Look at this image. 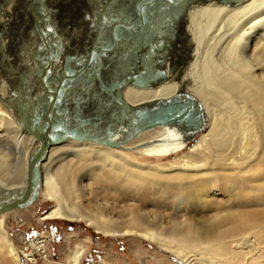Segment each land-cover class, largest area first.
I'll list each match as a JSON object with an SVG mask.
<instances>
[{"label": "bare ground", "instance_id": "obj_1", "mask_svg": "<svg viewBox=\"0 0 264 264\" xmlns=\"http://www.w3.org/2000/svg\"><path fill=\"white\" fill-rule=\"evenodd\" d=\"M195 2L191 0L185 2L182 7L175 8L171 12L164 7L157 9L154 11L155 14L159 11L157 16L154 15L155 21L145 30L151 31L157 26L159 16L162 20L167 18L166 22L172 20L175 30L170 36L171 39L174 36H178L179 40L185 38L188 46L195 44L194 50L187 53L184 51L183 56L177 57L179 59L177 63L175 58H164L165 60L158 63L157 74L154 75V72H143L138 68V56L145 42L144 34L139 38L143 39V42H139L141 48L137 47L135 36L131 37L125 46L128 52L125 55L136 58L135 62L138 65L135 67V62L132 60V67L128 71L139 78L149 77L152 83L158 81L161 75L165 80L159 85L143 88L126 85L120 91V99L130 111L172 99L188 97L196 100L205 122V128L203 127L205 130L182 156V166L168 167L162 171L151 166L132 165L124 157V152L144 148L145 153L155 156L172 155L182 150L191 141L190 135L193 133L179 127L153 129L157 138L131 147H127V143L123 145V149H114L87 141L67 140L59 145L61 147L51 148L46 157L50 160V164L44 169V176L41 177L40 192L45 200L53 201L55 205L41 215V220L81 221L91 227L95 233L104 236H123L131 232L143 236L149 234L141 227L146 219L137 209L129 210L130 223L119 227L113 225L111 221H106L102 210L100 215L96 216L87 207L82 206L83 203L77 202L80 196L75 187V179L81 172L79 183L81 179H85L87 184L95 183L101 186L104 184L107 189L113 186L114 190L124 189L127 192L130 188L134 190L151 182L158 185V175L166 172L168 176L176 179L175 182L186 181L187 185H182L184 188L177 191L179 201L189 208L199 209L202 220L199 225L184 222V225L183 223L182 226L180 225L182 228L177 225L170 228V240L180 248L194 249L202 241H213V243L216 241L215 247L225 245L223 242L225 238L244 230L250 222L252 224L264 218L263 210L260 211L264 208V0H242L236 4L218 3L214 0L207 3ZM52 4L51 2L50 5ZM50 5L48 4L49 7ZM45 12L48 14L49 9L45 8ZM8 19L10 20V15ZM169 23L171 25V22ZM167 27L168 23L161 27L159 37L169 35L168 32L171 30L169 28L167 31ZM2 28L7 37L9 32L4 25ZM171 29L173 30L174 27ZM156 40L155 43L158 42ZM79 41L77 39V45L75 44L77 47L82 45L78 44ZM60 44L58 54L66 56L68 47L64 48ZM119 46L120 43L117 42L116 50ZM80 47L76 49L78 53L89 52L91 49L88 47L86 50L84 47L81 51ZM45 49L49 50L50 46ZM2 50L0 49V59L3 53L4 57L6 56ZM125 50L120 47L118 51L123 53ZM106 55L101 59L102 69L99 78L102 84L95 79L89 84L92 87L87 90V87L73 86L80 79L70 78L66 82L65 88H68L66 91L70 97L66 103L69 109L68 118L70 123L83 121L86 125L84 129L86 133L109 137L113 142H122L129 136L128 122L125 123L127 127H124L125 124L120 123L118 126L116 121L125 117L122 111L125 110L123 113L126 115V109L114 101L118 80L122 75L117 72L114 76L117 78L112 81L114 86L111 93L105 91L107 77L102 78V71L107 64L104 61ZM92 56L94 58L95 54ZM81 59L82 57H79L70 65L74 63V67L76 66L79 71L84 70L86 63ZM184 60L187 64L181 66ZM93 61L95 63L96 60ZM151 61L152 65H157L155 59ZM52 62L54 63L55 60ZM0 63V103L9 112L0 109V197H2L19 192L26 186L27 163L37 146V140L19 124V115L27 117L25 108L15 111L14 105L6 104V100L13 97V91L9 92V88L3 84V77L7 78L4 68L7 69V76L12 82H17L16 77L21 75L23 68L11 66L6 60L2 62L0 60ZM38 63L37 61L36 66L42 64ZM171 68H174L172 73ZM11 85L13 88L16 87L13 83ZM97 92L104 103H99L97 100ZM102 92L105 93L101 94ZM11 93L12 97L9 95ZM102 104H104L103 112L97 111L94 114V108ZM50 117L55 119L57 116L53 112ZM108 131L112 132L110 136H107ZM151 131L142 132L138 136ZM176 170L181 172L177 174ZM40 171L42 174L43 170ZM220 182L222 193L227 196L224 203H227V206L229 204L224 210L218 208L214 198L220 189L217 186ZM161 188L163 190L173 187L169 183L167 187ZM209 214H211L210 219H204ZM3 216L4 214L0 215V264H4L6 259L17 264L20 257L31 264L34 263L33 250L40 249L39 252L42 253L47 240L38 237L29 247L15 249L3 229ZM244 237L249 235L245 234ZM157 242L162 245L159 240ZM248 242L249 240L244 241L245 244ZM83 254L84 248L75 246L68 255L66 264H79Z\"/></svg>", "mask_w": 264, "mask_h": 264}, {"label": "rangeland", "instance_id": "obj_2", "mask_svg": "<svg viewBox=\"0 0 264 264\" xmlns=\"http://www.w3.org/2000/svg\"><path fill=\"white\" fill-rule=\"evenodd\" d=\"M7 1L0 0V17L4 19L3 21H5L6 16H9L8 11L5 10L4 7L5 4L8 3ZM14 2H19V4H21V12L19 11V13H17V17H20L22 21H20L18 29H16L17 27H9V29H7L9 32L8 37H10V35L12 36L9 38L7 43L11 42L14 33H16V36L14 37L15 40L13 48L15 59L8 57L6 58V62L11 66L15 65L21 68V64H24V68L26 66V69L29 68L27 66L30 60L27 58V56L34 58V56L37 55L36 59L39 62L38 64H40L43 61L42 57H46L47 55V50L45 48L50 46V49L54 50H52V52H56L57 48L59 47V43L57 42L58 36H61L63 43L61 42L60 45H63L64 48L68 47L70 51H73L72 49L76 50L80 47L76 46V39L80 37L81 33H74L75 29L72 30L71 28L73 25H76L75 22L77 21L75 12L71 13L70 11L71 7L75 5L74 7H77L79 14L81 11L86 10L87 17L89 18L87 21L94 22L93 17L98 12L97 8L99 6L103 8L105 3L103 0H16ZM40 2H44L47 5L52 2V5L54 6L55 3L56 7L52 8V5H50L49 12L51 14H47L43 12V5L42 8L39 7ZM61 2H65L66 9L60 10V8L57 7L62 6L63 8V4ZM113 2V0H109L108 3L113 4ZM32 7L34 8V11ZM86 12L84 14H86ZM69 18L70 24L68 25ZM159 18L160 16L158 17L157 26H155L157 29H152L151 32L147 33L149 34L148 36L143 35V39L146 42L147 47L144 46V48L141 49L144 50V53L142 52V54L139 56L138 64L141 65H138L136 62L134 63L135 67L138 65L140 70H147V68L149 69L150 65H152L151 60L153 59H155L156 63L158 60L162 61L165 60L164 58H169V52L174 54L179 50L176 57L180 58L184 55V51L188 50L191 52L194 50V43L193 46L187 45L188 48L185 50L182 41L183 39L178 40V36H174V40L171 39L170 36L173 35L172 29L168 32L169 35L167 37H159V32L162 30L161 27L163 25L168 23L167 31L173 25L172 20H168L166 22L167 18L165 20ZM169 22H171V25ZM30 23H32L34 28H36V34L38 35L37 49L30 47L32 46L31 40H33L31 33L33 31L31 30ZM78 23H80V26L84 25L83 21H78ZM35 24L37 26H35ZM48 33L49 35L52 34L57 36L56 42H49L48 37H46ZM153 34L155 35L151 38L153 41L152 42L149 36H153ZM153 39H157L156 41L158 42L155 43ZM162 39H164V41ZM25 40L28 41L27 43H29V45L24 42ZM81 42L82 40H80L78 44H82ZM26 45L27 50L25 53L23 52V49H25L24 46ZM136 45L137 47L141 48L140 43ZM163 46L165 47L164 49ZM120 47L123 46L120 45ZM153 47L156 49L154 50ZM127 53L128 52L126 51L123 54L125 55ZM68 54H70L69 50ZM120 55L121 53H118V55L113 57L117 58L116 60L112 58L106 59L108 63L104 68L105 72L102 73V78L104 76L107 77L105 82L110 79L111 83L117 78L114 77L116 75L114 71L119 72V69H114V67H116L117 61L120 59ZM145 55L149 62H147ZM109 59L112 61L110 60V62ZM177 60L179 59H176V63ZM185 64L186 61L184 60L181 66ZM152 66H154V64ZM9 80L10 79L3 77V84L9 88V92L13 91V99H15L17 97V87L13 88L11 83H13L14 86H17L18 82H12L10 80L11 83L9 84ZM113 86L114 85L107 86L105 91H112ZM104 93L105 92L102 94ZM9 95L12 97V93ZM0 109L9 113L7 109H5V106H2L1 103ZM124 111L125 110L122 111V114L125 117L121 118L120 121L118 119V121H116L118 122V126L120 123L121 125H124L128 122L126 116L128 114L125 112V115L123 113ZM122 120L124 121L122 122ZM126 125L127 124H125L124 127H127ZM204 128L196 136V138L187 143V145L182 150H179L172 155L155 156L145 153L143 151L145 150L144 148L141 150L124 152V157L127 162H130L132 165L142 167L151 166L162 171L168 169V167H180L182 166V156H184L185 152H187V149L195 143L198 136L204 132ZM155 132L156 131L152 130L151 132L144 133L129 142L126 146L131 147L138 145L139 143L153 140L157 138ZM68 157L67 159L70 158ZM48 164H50V160L46 159V161L41 165V170H43L42 176H44V169H47ZM179 172L181 171H175L177 174ZM81 173H79L77 175V179H75V187L80 196V199L77 202H80L81 204L83 203L82 206L87 207V209L96 216H99V213L102 210L103 216L105 215L104 218L107 219L106 221H111L113 225L116 224L119 225V227L127 226V224L130 223L128 211L131 209H137L143 218L146 219V222L143 224L144 226L141 225V227L145 228L144 230L148 231L147 233L149 234L147 236H143L141 234L139 235L131 232L123 236H104L95 233L91 227L86 226L81 221L71 222L64 220H41V215L49 211V209L53 207L55 203L53 201L45 200L39 191L36 200L30 206L20 210H13L7 214H4L3 216V229L15 249L20 250L29 247L31 242L38 237H43V239L47 240L42 253L39 252L40 249L33 250L35 261L32 264H66L68 255L75 248V246L78 245L84 248V254L79 264H90L93 262H100L103 264H264V218L258 220L257 222H253L252 224L250 222V224H248L247 227L242 230L243 232L240 231L241 233L239 232L235 235L225 238L223 240L225 245L215 247L214 243H216V241L214 243L213 241H202L198 247L194 249L180 248L175 242L170 240V228L176 225L178 227L180 225L182 226V223L184 225V222L185 224L187 222L189 224L191 223L192 225H199L200 221L202 220V218H200L202 213L199 209L195 207L189 208L185 203H181L179 201L177 191L184 188L182 185H187L186 181L175 182L176 179L168 176L166 172L158 175V185L161 187H167V184L170 183L173 188H164L162 190V188L157 184L151 182L147 185L143 184L134 190H131L132 188H130L127 192L124 189L114 190L113 186L109 187L108 190L107 186H104V184L102 186L95 183L87 184L85 179H81V183H79V177H82ZM219 184L220 185L217 184V186H219L218 188L220 189L218 192H216L214 198L216 204L218 203V208L224 210L229 206V204L227 206V203H224V200L227 198V196L226 194L222 193L221 182ZM260 211L264 212V208H262ZM211 214L204 217V219L208 218L207 220H209V216H211ZM245 234H248L249 237L243 238ZM157 240H159L160 244L162 245H159ZM246 240H249L247 244L244 243ZM4 261V264H13L9 259ZM18 262L19 263L17 264H31L21 257Z\"/></svg>", "mask_w": 264, "mask_h": 264}, {"label": "water", "instance_id": "obj_3", "mask_svg": "<svg viewBox=\"0 0 264 264\" xmlns=\"http://www.w3.org/2000/svg\"><path fill=\"white\" fill-rule=\"evenodd\" d=\"M188 1L190 0H115L113 4L110 3V5L106 4V6H104V12L103 15H101L102 19H99V23H105L107 19H110V16H107V14L109 15L111 7L113 8L115 6L119 7V9H126L131 12L133 17H137V19L132 18V20L127 23L126 21H123L126 24L132 22L128 27H124L128 28V30L137 28V32L146 25L150 12L156 11L161 7H164L169 10L168 12H171L175 8L182 7V5ZM191 1H196L195 3H207L212 0ZM214 1H217L218 3L236 4L242 0ZM112 22L121 25L122 21L118 19ZM114 38L115 39L112 41L114 43L113 51H111L110 48H107L108 44H103L101 48H98L95 46V40L93 41L94 44L92 48L89 52L87 51L85 53L83 58L84 63H86L85 70L79 71L78 68H73L72 64L68 65L70 63L68 58L65 66L68 65V68L66 69L69 71L58 75L59 77L54 80V84H51V86L46 85L43 93L42 90L35 91V87L34 91L28 90L26 96H20L18 101L20 108L24 107L25 110L27 109L28 111L27 117L19 115V124L28 134L32 135L37 140V146L27 163L26 186L19 192L0 197V215L13 210L27 208L36 200L40 191L42 177L40 171L41 164L45 161L51 148L59 146L67 140L87 141L105 147L123 149L124 144L129 143L140 133L156 128L179 127L182 130L188 132L191 131L193 134L190 135V140H192V138L203 129L205 122L199 112L198 104L193 98L172 99L170 101L157 102L149 107L137 108L134 111L128 110L126 105L123 104L120 99V91L124 86L130 85L139 88L150 87L161 84L165 79L164 76L161 75L158 81L152 83V80L149 77L139 78V76H133V73L131 74L128 70L131 68V61L134 58H131L129 55H124L123 53L122 56H120V59H118L116 65V69H119L118 74H121L122 76L118 80L119 84L116 89L114 101L119 106L122 105L128 114V138L122 142H113L109 137H98L97 135L86 133L84 130L86 125L81 120L75 121V123H70L68 118L69 109H67L66 105L67 99H70L67 95L68 91H66L68 88L62 89L60 82L68 81L70 78H77L80 79V81L73 86L87 87V90L90 89L91 85L89 84L95 79L98 83L102 84L99 78L102 67L101 61L98 59V54L100 52H105V54L114 53V51L115 53L118 52L116 51L118 39L116 37ZM93 54H95V60L97 59V62L95 63L93 61ZM173 69L174 68L170 69L171 73L174 72ZM115 73L117 74V71H115ZM55 88L57 89L55 90ZM31 93L32 95H30ZM98 101L99 103H104L103 100L98 99ZM103 109L104 104H102V106L99 105L97 108H94V114H96L97 111L102 113ZM53 112L57 116L55 119L50 117V114ZM107 134V136H110L112 132L108 131Z\"/></svg>", "mask_w": 264, "mask_h": 264}, {"label": "flooded vegetation", "instance_id": "obj_4", "mask_svg": "<svg viewBox=\"0 0 264 264\" xmlns=\"http://www.w3.org/2000/svg\"><path fill=\"white\" fill-rule=\"evenodd\" d=\"M7 1V0H6ZM14 1H16V0H8L7 2L8 3H6L5 4V10H7L8 11V13H9V15H10V20L8 19V17L6 16V19H5V22L3 21V22H0V49L3 51V52H5V54H6V56L4 57V53L1 55V62H2V60L3 61H5L6 60V58H8V57H10L11 59L13 58V59H15V53H14V51H13V48H14V40H15V34L16 33H14L13 34V38H12V40H11V42H9V43H7L8 42V40H9V38H11L12 36L10 35V37H8V38H6V32L4 31L3 32V28H2V26L1 25H4V27H6V30L7 29H9V27H14V28H16V29H18V27H19V25H20V21H22V19L20 18V17H17V13H19V11L21 12V4H19V2H17V3H15ZM105 3H104V6H106V4L108 5L109 3V0H103ZM114 2H115V0H113ZM113 2V3H114ZM62 3V2H61ZM63 4V8L62 7H59L58 6V8H60V10L61 9H66V5H65V2L64 3H62ZM116 4V3H115ZM42 5L44 6L43 7V12L44 13H46L45 12V8H47V9H50V7L47 5V4H45L44 2L43 3H41L40 2V8H42ZM50 5V4H49ZM110 5V4H109ZM36 6L38 7V5L36 4ZM46 6V7H45ZM75 6V5H74ZM71 7V13L72 12H75V14H76V16H77V21L75 22L76 23V25H73L71 28H72V30H74L75 29V32L74 33H81V35H80V37L78 38V40H82V45H81V47H80V50L81 51H83L84 50V47L86 48V50H88V47H90V48H92V46H93V41L95 40V46L96 47H98V48H101L102 46H103V44H108V47L107 48H110L111 49V51H113L112 50V48H114V43L112 42L115 38L114 37H116L117 39H118V42L120 43V45L123 43V48H124V50H125V46H127V43H128V41H129V39L131 38V37H133V36H135L134 38H135V43L136 44H138L139 42L141 43V42H143V39H139L141 36L140 35H142V34H144V36H148L149 34H147V33H149V32H151V31H145L147 28H149V26L155 21V19H154V17L155 16H157V14H158V12H156V14H155V12L154 11H152V12H150L149 13V15H148V18H147V15H146V18H147V23H146V25L142 28V29H140L139 31H137L136 32V30H137V28H133V29H130V30H128V28H125L124 26H126V27H128V25H130V24H126L127 22H130L131 20H132V18L133 19H137V17L135 16V17H133L132 16V14H131V12L130 11H128V10H126V9H119V7H111V9H110V14L108 15L107 14V16H110V19H107L106 20V22L105 23H99V19L102 17L101 15H103V12H104V8H102V7H98L97 8V10H98V12L94 15V17H93V19H94V22L92 21V22H90V21H87L89 18L87 17V12H86V10L85 11H81L80 12V14L78 13V11H77V7ZM53 7H56V5H55V3H54V6H52V8ZM79 7H80V5H79ZM33 11H34V8H33ZM32 11V12H33ZM63 12V11H62ZM86 12V14H84ZM48 14H51L50 12H48ZM155 15V16H154ZM70 17V16H69ZM145 17V16H144ZM145 18V19H146ZM102 19V18H101ZM121 20L122 22H121V25H119V24H117V23H113L112 21H114V20ZM0 20H4V19H0ZM7 20H8V23H7ZM78 21H83V23H84V25H82V26H80L79 24L80 23H78ZM102 21V20H101ZM108 21H110L109 23H108ZM123 21H126V23L125 22H123ZM32 22V21H31ZM74 23V24H75ZM123 23V24H122ZM70 24V18H69V21H68V25ZM173 25L170 27V30H171V28H173L174 27V29H173V31L175 30V25H174V23H172ZM31 25V30L33 31V32H31L32 33V36H33V40H31V43H32V46H30V47H33V48H35V49H37V37H38V35L36 34V28H34L33 26H32V23L30 24ZM35 26H37L36 24H35ZM101 26H102V28H101ZM104 26V27H103ZM100 28V33H99V28ZM154 30H156L157 28L156 27H154L153 28ZM80 31V32H79ZM93 31H95V33L93 32ZM16 32H17V30H16ZM98 32V33H97ZM18 33V32H17ZM85 33V34H84ZM90 34V35H89ZM122 34H123V36H122ZM48 35H49V33H48ZM47 35V37H48V39H49V42H56V39H57V36L56 35H49L48 36ZM79 35V34H78ZM83 36V37H82ZM119 36H122V37H119ZM143 36V37H144ZM88 37V38H87ZM150 37V39L152 38V37H154V35L153 36H149ZM61 38V36H58V39H57V42L58 43H61V42H63V40H61L60 39ZM74 38V37H73ZM87 38V39H86ZM148 38V37H147ZM85 39V40H84ZM181 39H183V44H184V47H185V50L187 49V45H188V43H187V41H186V39L185 38H180V40ZM185 39V40H184ZM77 40V39H76ZM125 40H126V42H125ZM179 40V39H178ZM24 42H28V41H24ZM186 42V43H185ZM52 44V43H51ZM187 44V45H186ZM27 45H29V43H27ZM27 45L26 46H24V50L23 51H26L27 50ZM94 46V47H95ZM128 46H130L129 44H128ZM144 46H146V42L145 43H143V45H142V49L144 48ZM147 47V46H146ZM52 48V47H51ZM139 48V47H138ZM120 49V46L117 48V50H119ZM128 49V48H127ZM31 50H32V48H31ZM69 50V53L70 54H67L66 56H64V55H61V53H60V55L58 54V52L60 51V47H58L57 48V50H56V52H54V54H53V52H52V50L50 49V50H48L47 49V55H46V57L44 56V57H42V64L39 66V65H37L36 66V64H37V59H36V57H37V55H35L34 56V58L32 57V58H30V57H28L27 56V58L28 59H30L29 60V62H28V60H27V62H28V66L27 67H29V68H31L30 70H29V68H27V69H25L26 68V66H25V68H24V64H21V66H22V68H23V70L21 71V75L20 76H17L16 77V79L18 80L17 82V88H16V92H17V97L15 98V99H13L14 98V96L11 98V99H7L6 100V104L7 105H10V106H12V105H14L15 107V111H16V109L17 110H19V109H23L24 107H21L20 108V105H19V99H20V96L21 97H24V96H26L27 94H28V90H32V91H34V89H35V87H36V89H35V91H39V90H42V93L44 92V90H45V86L46 85H49V86H51V84H54V80L57 78V77H59L58 75H60V74H64V73H66L67 71H69L68 69H66V68H68V65H70V63H72V62H76L77 61V59L79 58V57H82V62L84 61V55H85V53L87 52V51H85V52H81V53H78V51L77 50H74V49H72L73 51H70V49H68ZM116 50V51H117ZM63 51V50H62ZM127 50H125L124 52H126ZM150 51V50H149ZM179 51V50H178ZM187 51L188 50H186L185 51V53H187ZM65 52V51H64ZM119 52V51H118ZM118 52H116L115 53V51H114V53H109L108 55H106L105 54V52H98L99 54V57H98V59L101 61V59L103 58V57H105V55H106V59H108V58H113L115 55H118ZM123 52V53H124ZM141 53L143 52V50H141L140 51ZM165 52H166V50H165ZM141 53L139 54V56L141 55ZM176 53V52H175ZM174 53V55H173V53H168L169 54V57H170V55H171V58L172 57H174L175 59H177V57H176V54L178 53H176L175 54ZM78 54H80V56L78 55ZM149 54V53H148ZM148 54H147V56H148ZM55 55V56H54ZM104 55V56H103ZM57 56V57H56ZM62 56V57H61ZM70 56H71V58H70ZM120 56H122V53H121V55ZM130 56H132V55H130ZM138 56V57H139ZM154 56V55H153ZM52 57H55V58H52ZM142 57H144V56H142ZM69 58V61H70V63L67 65V66H65V64H66V60ZM145 58H146V55H145ZM35 59V60H34ZM56 59H58V60H56ZM106 59L104 60L106 63H108L107 61H106ZM113 59H117V58H113ZM33 60V61H32ZM53 60H55V62L54 63H56L55 65L56 66H54V63L52 62ZM62 60H65V61H62ZM94 60H95V57H94ZM114 60V61H115ZM134 60V62L137 60L136 58H134L133 59ZM146 60H147V58H146ZM59 63H58V62ZM95 62H97V59H96V61ZM161 62V60H158V61H156V63H160ZM32 63H34V64H32ZM1 64V63H0ZM74 64V63H73ZM72 64V66H73V68H77L76 66L74 67V65ZM187 64V63H186ZM34 67H33V66ZM139 65H141V64H139ZM188 65H189V63H188ZM188 65H187V67H188ZM31 66V67H30ZM105 66H106V64H105ZM104 66V67H105ZM158 65H155L154 67H150V68H152V69H147V70H141V71H143V72H146V71H149L150 73H153L154 75L155 74H157L156 72H157V70L156 69H158V67H157ZM60 67V68H59ZM62 67V68H61ZM116 67H114V69H115ZM85 69H86V67H85ZM84 69V70H85ZM4 70H5V75H6V77H7V79H9V77L7 76V69H5L4 68ZM29 70V71H28ZM156 70V71H155ZM8 72H9V70H8ZM17 72V71H16ZM59 72V73H58ZM103 73L105 72V71H102ZM115 72V71H114ZM140 72V71H139ZM57 73V74H56ZM34 74V75H33ZM67 81H62V82H60V85L62 86V89H65V86L67 87V83H66ZM111 85H113V83H110V79L105 83V86H111ZM99 92H97V95H96V98H97V100L99 99V100H101L102 99V97H100V94H98ZM103 93V92H102ZM101 93V94H102ZM109 93H111V92H109ZM30 95H32V93L30 94ZM99 97V98H98ZM19 98V99H18ZM101 98V99H100ZM13 99V100H12ZM15 100V101H14ZM14 101V102H13ZM13 102V103H12ZM14 108H13V110H14ZM21 109V110H22ZM26 111H28L27 109H26Z\"/></svg>", "mask_w": 264, "mask_h": 264}, {"label": "built area", "instance_id": "obj_5", "mask_svg": "<svg viewBox=\"0 0 264 264\" xmlns=\"http://www.w3.org/2000/svg\"><path fill=\"white\" fill-rule=\"evenodd\" d=\"M94 263V262H93ZM90 264H92V263H90Z\"/></svg>", "mask_w": 264, "mask_h": 264}]
</instances>
